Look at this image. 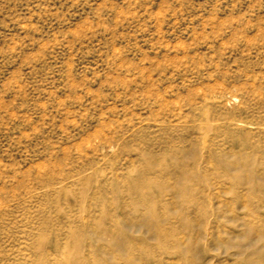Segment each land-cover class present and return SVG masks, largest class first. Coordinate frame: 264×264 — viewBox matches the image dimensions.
I'll return each instance as SVG.
<instances>
[{"label": "rangeland", "instance_id": "374dc122", "mask_svg": "<svg viewBox=\"0 0 264 264\" xmlns=\"http://www.w3.org/2000/svg\"><path fill=\"white\" fill-rule=\"evenodd\" d=\"M251 183L264 0H0V264H264Z\"/></svg>", "mask_w": 264, "mask_h": 264}, {"label": "bare ground", "instance_id": "6f19581e", "mask_svg": "<svg viewBox=\"0 0 264 264\" xmlns=\"http://www.w3.org/2000/svg\"><path fill=\"white\" fill-rule=\"evenodd\" d=\"M229 171H233V172H238V170H235L234 168L233 169H231V168H229ZM256 171V170H255ZM246 172L250 175V176H253L254 175V173L252 174V169L251 168H246ZM251 180V179H250ZM232 184L234 185V187H239L240 185L239 184H237V182L236 181H233V179H232ZM251 182L253 183V181L251 180ZM250 184L249 185V187H255V188H259V189H261V188H264V185H262V184H258V183H254V184ZM229 249H241V246L239 245V244H237V245H235V246H230V247H226L225 248V252L227 253V251L229 250ZM252 249V246L251 245H247L246 247H244V253H246V254H244L245 256H246V261H247V264H251V253H249V251ZM236 257H242V255L241 254H236L235 255Z\"/></svg>", "mask_w": 264, "mask_h": 264}]
</instances>
